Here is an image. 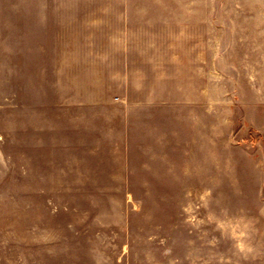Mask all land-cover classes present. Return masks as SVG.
<instances>
[{"label": "rangeland", "instance_id": "obj_1", "mask_svg": "<svg viewBox=\"0 0 264 264\" xmlns=\"http://www.w3.org/2000/svg\"><path fill=\"white\" fill-rule=\"evenodd\" d=\"M0 264H264V0H0Z\"/></svg>", "mask_w": 264, "mask_h": 264}, {"label": "clouds", "instance_id": "obj_2", "mask_svg": "<svg viewBox=\"0 0 264 264\" xmlns=\"http://www.w3.org/2000/svg\"><path fill=\"white\" fill-rule=\"evenodd\" d=\"M243 235V233H241V236ZM239 247H243V244H238Z\"/></svg>", "mask_w": 264, "mask_h": 264}]
</instances>
